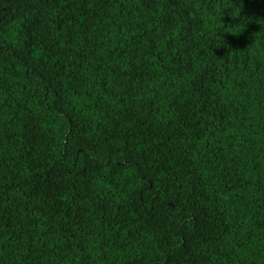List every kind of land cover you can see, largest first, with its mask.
<instances>
[{
  "label": "trees",
  "instance_id": "trees-1",
  "mask_svg": "<svg viewBox=\"0 0 264 264\" xmlns=\"http://www.w3.org/2000/svg\"><path fill=\"white\" fill-rule=\"evenodd\" d=\"M0 264H264V0H0Z\"/></svg>",
  "mask_w": 264,
  "mask_h": 264
},
{
  "label": "clouds",
  "instance_id": "clouds-1",
  "mask_svg": "<svg viewBox=\"0 0 264 264\" xmlns=\"http://www.w3.org/2000/svg\"><path fill=\"white\" fill-rule=\"evenodd\" d=\"M233 15V14H232ZM233 16H238V15H233Z\"/></svg>",
  "mask_w": 264,
  "mask_h": 264
}]
</instances>
